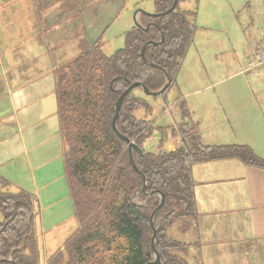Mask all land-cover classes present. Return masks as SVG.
I'll return each mask as SVG.
<instances>
[{"label": "trees", "instance_id": "1", "mask_svg": "<svg viewBox=\"0 0 264 264\" xmlns=\"http://www.w3.org/2000/svg\"><path fill=\"white\" fill-rule=\"evenodd\" d=\"M153 1L160 16L142 14L140 23L144 27L156 24L164 35L161 45L149 46L145 52L148 61L165 70L172 81L160 95L164 97L174 87L194 42L197 8L183 10L180 5L187 0H179L175 11L164 15L174 0ZM125 38V47L112 56L105 55L97 41L58 74V115L67 146L64 174L79 227L56 253L43 261L34 224L36 198L24 190L11 192L9 183L0 179V264H150L154 261L150 219L161 195L165 203L154 219L156 250L162 264H184L176 252L198 240L184 243L168 237L167 231L176 226L182 234L200 232L192 168L236 160L264 169V159L251 147L206 146L195 127L188 124L173 130L182 137L181 146L166 149L162 138L156 149H145V142L156 131L166 134L167 128L136 117L139 110L151 113L153 108L135 89L125 98L117 125L120 133L143 151H133L141 175L137 173L129 145L112 127L115 105L133 83L140 82L156 92L167 80L162 71L141 58L148 42H160V31L151 28L146 32L134 26ZM181 111L183 116H189L185 107Z\"/></svg>", "mask_w": 264, "mask_h": 264}, {"label": "crops", "instance_id": "2", "mask_svg": "<svg viewBox=\"0 0 264 264\" xmlns=\"http://www.w3.org/2000/svg\"><path fill=\"white\" fill-rule=\"evenodd\" d=\"M190 3L189 0L181 3V8L194 10L190 8ZM57 14L58 7L45 1L41 4L37 0H0V179L9 183L11 192L24 190L22 188L38 190L40 194L42 190L49 191L47 196L54 199L50 206L55 209V215L59 214L55 207L59 208L63 201L67 206L68 203L73 204L64 174L67 146L58 115V74L84 51L66 56L68 48L78 44L71 41L69 32L72 31L60 26L64 18L60 19L61 23L54 18ZM44 53L48 60H43ZM59 54L63 56L59 58ZM196 58L190 56V60ZM201 60V65L190 70L183 65L169 92V97L174 96L172 103L168 99L164 100L167 96L158 102L149 101L153 111L159 109L152 114L153 123L166 117L165 127L158 126L172 131L182 125H192L201 143L206 146L247 145L264 159V74L212 76L203 74L202 65L205 64L202 57ZM259 68L263 69L259 72L264 73V66L249 67L248 70ZM236 80L238 84L246 85L225 86L227 82ZM37 81L42 84L39 91L46 103L40 118L46 121L56 113L58 119L63 170L57 171L61 178L53 180L47 178L49 173L45 167L60 155L51 158L46 148L36 149L38 146L43 147L40 139L37 142L40 135L30 112V87H35ZM175 96H178L179 102ZM4 98L9 100L10 110L2 111L1 102ZM180 104L186 108L189 116H183L180 106L175 107ZM166 136V149L171 150L183 143L178 132L173 134L166 131ZM20 158H24L27 170L31 173L25 181L17 179L9 171V166ZM192 175L196 182L200 232H177L178 237L175 238L184 243L200 241L198 248L201 252L191 256V259L197 257L196 264H255V260L256 264H264V169L247 166L236 160H220L195 165ZM28 180L30 186L35 185L34 189L25 185ZM57 181L63 183V192L65 190L59 197L57 191L60 188H52V184ZM28 193L36 198L35 193ZM225 207L239 211L242 226L233 228L226 217L217 216L218 211H224ZM229 214L224 212V215ZM204 215L209 219L206 220ZM227 239L234 240L233 246L228 247L230 243L227 241L225 247L224 241ZM42 242L40 240L43 246ZM252 257H255L254 260Z\"/></svg>", "mask_w": 264, "mask_h": 264}, {"label": "rangeland", "instance_id": "3", "mask_svg": "<svg viewBox=\"0 0 264 264\" xmlns=\"http://www.w3.org/2000/svg\"><path fill=\"white\" fill-rule=\"evenodd\" d=\"M38 3H52V6L58 7V14L54 17L61 23V18H64V23L60 25L62 29L69 32L72 36V43L78 46L68 48L66 56L75 55L81 50L88 49L91 45L100 41L102 52L107 56H112L116 51L122 49L126 45L125 33L130 31L135 26V17L137 12L146 14H155L156 6L153 0H37ZM190 8H197L196 25L198 27L193 49L188 51L184 58L180 70L183 65L190 70L201 65V57L204 60L202 65L203 74H264L259 72L262 68L248 70L250 65L255 61L256 50L264 45V0H189ZM17 4V1H16ZM183 4V3H182ZM196 6V7H195ZM181 7V5H180ZM1 16V15H0ZM67 27V29H66ZM69 39V38H68ZM70 41V39H69ZM80 43L81 46L80 47ZM259 44V46H258ZM90 45V46H88ZM196 46V47H195ZM196 56V59H191L190 56ZM63 54H59V58ZM44 59L48 60L45 57ZM186 60V61H185ZM186 62V63H184ZM195 62V63H194ZM246 72H243L245 70ZM1 74V73H0ZM228 76V75H227ZM239 81H229L226 85H246L238 84ZM42 84L37 81L34 86H31L32 101L30 105L31 116L36 126V131L39 132L41 146L36 147L37 150L46 148L51 155V158L59 154V158L52 159L45 167L48 179L60 177L57 171L63 170L62 160V144L58 132V119L56 113L53 117H49L46 121L40 118V112L46 106L44 103V95H40L39 88ZM205 85V84H203ZM169 92L166 93L164 100L172 103L173 97H169ZM135 93L141 97H145L151 102H158L159 97H148L142 93L140 89H136ZM163 97V98H164ZM177 101H178V96ZM8 98V97H7ZM4 98L1 102L2 111L10 110V102ZM179 102V101H178ZM164 104V101H163ZM179 104V103H178ZM177 105V104H176ZM179 108V105L176 106ZM159 109L146 113L139 110L136 114L138 119L145 118L153 121V113ZM174 112V111H172ZM164 120L155 121L156 127H165ZM160 125V126H158ZM168 133L172 131L167 128ZM166 134L156 131L155 135L148 139L144 147L147 150H154L159 145V141ZM155 147V148H154ZM154 148V149H153ZM47 161V160H46ZM44 161V162H46ZM9 171L17 179L25 181L29 179L31 173L27 170V164L24 158L15 161L9 166ZM42 173V170H40ZM25 185L30 186L29 180ZM63 183L60 181L54 182L52 188H60L57 193L58 197L65 193L63 192ZM36 194L38 199L35 204L36 216L34 219L35 232L39 240H42L41 253L43 261L48 260L51 255L56 253L65 242L74 234L79 227L78 220L73 214V204L68 203V206L63 201V204L58 208L55 207L59 214L55 215L56 211L50 204L54 199L50 198L47 191L42 190L40 194L38 190H27ZM62 193V194H61ZM57 196V195H56ZM57 198V197H56ZM55 198V199H56ZM72 203V202H71ZM224 212H229V215H224ZM218 217L224 216L229 221L231 227L237 228L242 226L239 211L234 208L225 207V210L218 211ZM205 218V215L203 216ZM206 219V218H205ZM209 219V217H207ZM206 219V220H207ZM222 220V218H221ZM225 223V220L222 221ZM168 237L177 238V227H171L167 231ZM228 247L233 246L234 240L227 239ZM200 241L195 245L176 252L177 256L184 264H196L198 261L196 256L200 251L198 248ZM255 257H252L254 260ZM251 263H253L251 261ZM256 264V260H255Z\"/></svg>", "mask_w": 264, "mask_h": 264}, {"label": "water", "instance_id": "4", "mask_svg": "<svg viewBox=\"0 0 264 264\" xmlns=\"http://www.w3.org/2000/svg\"><path fill=\"white\" fill-rule=\"evenodd\" d=\"M179 4V0H174L173 2V5L172 7L170 8V10L165 13L164 15L166 14H169V13H172L173 11H175V9L177 8ZM140 14H146V13H142V12H137L136 14V17H135V27L137 28H140V29H143L144 31L148 32L151 28H157L159 31H160V35H161V40L160 42H148L144 48L142 49V52H141V58L143 60V62L157 70H160L164 73L165 77H166V80L167 82L165 83V85L159 90V91H156V92H152L150 89H148L145 85H143L142 83L140 82H136V83H133L131 84L123 93L122 95L120 96V98L118 99V101L116 102V105H115V116L113 118V122H112V127H113V130L114 132L116 133V135L122 139L126 144L129 145V152H130V159L132 161V164H133V168L134 170L139 173L141 175V172L139 171V169L137 168L135 162H134V157H133V151L135 150L136 152H139L140 154L143 153L142 149H140L134 142H132L129 138H126L124 137L119 129H118V119H119V114H120V110H121V107H122V104L125 100V98L135 89L139 88L141 89V91L143 92L144 95L148 96V97H155V96H160L162 94H164L166 92L167 89H169V87L171 86L172 84V81L170 79V77L168 76V74L165 72V70H163L162 68L154 65L153 63H151L150 61H148V59L146 58V55H145V52H146V49L149 47V46H159L161 45L163 42H164V35L162 34L161 30L159 29V27L156 25V24H148L147 27H144L138 20V15ZM146 15H149L151 17H158L160 16V14H146ZM143 177V180L144 182H146V179L145 177L142 175ZM146 189V184H145V187L143 189V191ZM164 203H165V197L163 195H161V202L159 204V206L154 210V212L152 213L151 215V219H150V226H151V229L153 231V238H152V243H151V249H152V252L154 254V261L151 262L150 264H162L161 263V258L159 256V253L158 251L156 250V242H157V236H158V233H157V230L155 228V225H154V219L156 217V215L159 213V211L162 209V207L164 206Z\"/></svg>", "mask_w": 264, "mask_h": 264}, {"label": "built area", "instance_id": "5", "mask_svg": "<svg viewBox=\"0 0 264 264\" xmlns=\"http://www.w3.org/2000/svg\"><path fill=\"white\" fill-rule=\"evenodd\" d=\"M264 66V48L256 50V60L250 65L251 68Z\"/></svg>", "mask_w": 264, "mask_h": 264}]
</instances>
